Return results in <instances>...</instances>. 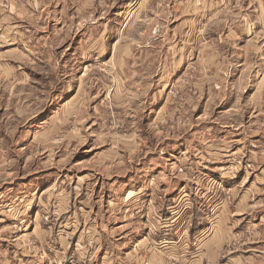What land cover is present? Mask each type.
Segmentation results:
<instances>
[{
    "label": "rangeland",
    "instance_id": "obj_1",
    "mask_svg": "<svg viewBox=\"0 0 264 264\" xmlns=\"http://www.w3.org/2000/svg\"><path fill=\"white\" fill-rule=\"evenodd\" d=\"M105 18L82 24L75 35L27 31L30 50L7 60L12 72L0 67V264L99 263L96 250L104 240L93 231L85 239L87 211L101 222L119 210L107 207V199L110 205L140 201L123 219L132 221L127 211L136 210L138 219L148 218L149 230L155 211H164L158 202L167 198L176 201L173 211L181 212L183 223L197 222L194 231L209 223L206 214L215 217L213 232L227 236L223 248L253 256L247 264H262L263 97L250 95V88L215 94L206 82L208 94L196 102L191 59L167 80L158 81L160 66L148 63L154 68L142 72L150 79H119L111 46L116 24L131 18L110 16L114 27L107 36L101 32ZM135 36L125 31L126 41ZM154 36L161 39L155 33L144 39ZM37 38L44 42L39 58ZM167 186L175 190L170 197ZM128 188L135 192L125 198ZM196 208L204 211L202 221L194 217ZM139 221L142 234L145 221ZM184 246L196 245L186 238Z\"/></svg>",
    "mask_w": 264,
    "mask_h": 264
},
{
    "label": "crops",
    "instance_id": "obj_2",
    "mask_svg": "<svg viewBox=\"0 0 264 264\" xmlns=\"http://www.w3.org/2000/svg\"><path fill=\"white\" fill-rule=\"evenodd\" d=\"M121 13L131 19H120L116 24V41L111 46L116 49L114 58L119 79L126 76L128 83L132 79L141 83L150 79V73L142 72L144 68H154L146 66L148 63L160 66L156 70L160 75L158 81L167 80L168 73L191 59L195 82L194 95H190L196 97V102L198 98L203 99L206 92L208 94L206 82L212 83L215 94L239 95L250 88V95H260L264 99V0H6V4L0 6V67L12 72V62L7 60L26 55L30 50L27 31L35 32L36 36L45 33V29L75 35L84 25L90 26L88 23L93 19L106 17L101 32L107 36L114 27L109 17L116 15L118 18ZM125 31L138 32L139 36L131 42L126 41ZM153 33L161 39L155 36L144 39ZM166 33L176 41L171 43ZM43 44L42 39H36L37 58L44 54ZM106 48V42L99 43L100 50ZM226 81L230 83L227 85ZM134 94L137 95V90ZM172 188L167 186L169 197L170 192L175 191ZM129 189H126L125 198L135 192ZM110 201L106 200L107 207L119 210H110L101 222L97 212L93 217L86 212L85 239L93 231L95 237L98 234V239L104 240L96 250L99 257L96 264H167L171 259L177 264H247L253 259V256L246 258L236 253L234 248H223L227 236L222 229L213 232L215 217L211 219L206 214L209 223L198 225V231H194L196 221L193 226L183 223L181 212L173 211V207H177L173 199L158 202L156 208L164 211H155L156 219L149 230H146L148 218L138 219L136 210L127 211L132 221L124 220V210L129 206L139 208L140 201L114 200V205H110ZM195 210L194 217L202 221L204 211ZM189 213L191 210L184 215ZM139 220L145 221L141 226L147 232L137 231L135 226H140ZM184 236L196 246L185 247ZM96 252L91 251L88 256ZM187 252L191 254L190 262Z\"/></svg>",
    "mask_w": 264,
    "mask_h": 264
}]
</instances>
